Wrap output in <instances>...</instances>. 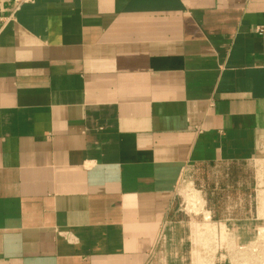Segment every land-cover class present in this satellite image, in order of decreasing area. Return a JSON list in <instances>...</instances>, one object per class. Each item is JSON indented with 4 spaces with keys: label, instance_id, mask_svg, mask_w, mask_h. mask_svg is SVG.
<instances>
[{
    "label": "crops",
    "instance_id": "obj_1",
    "mask_svg": "<svg viewBox=\"0 0 264 264\" xmlns=\"http://www.w3.org/2000/svg\"><path fill=\"white\" fill-rule=\"evenodd\" d=\"M213 165L249 175L209 243L259 240L264 0H0V264H150Z\"/></svg>",
    "mask_w": 264,
    "mask_h": 264
},
{
    "label": "rangeland",
    "instance_id": "obj_2",
    "mask_svg": "<svg viewBox=\"0 0 264 264\" xmlns=\"http://www.w3.org/2000/svg\"><path fill=\"white\" fill-rule=\"evenodd\" d=\"M248 175L247 167L238 168L234 165L229 167L213 165L208 168L194 166L184 171L176 186L173 217L167 224L166 232H163L158 240L150 264H154L153 262L163 264L162 259L165 258L167 261V258H174L172 263L166 262L167 264H200L194 261L196 256L203 259L200 261L201 264H264V255L261 254L264 253V239L253 243L234 241L229 244H217L213 256H210L206 244L195 243L197 237L195 226L203 222V212L214 205L218 208L222 203L239 202L242 196L239 195L238 183ZM229 189H232V193L228 201L226 194L222 197L221 193ZM191 199L193 202L199 200L203 203L198 213L191 210L192 205L189 203ZM221 214L223 213L211 211V220H214V215L217 217ZM232 215L243 216V212L233 210ZM239 221L243 223L241 226L249 224V221L244 219ZM245 226L243 230L247 235L252 228ZM241 247L244 248L243 251L240 250Z\"/></svg>",
    "mask_w": 264,
    "mask_h": 264
},
{
    "label": "bare ground",
    "instance_id": "obj_3",
    "mask_svg": "<svg viewBox=\"0 0 264 264\" xmlns=\"http://www.w3.org/2000/svg\"><path fill=\"white\" fill-rule=\"evenodd\" d=\"M192 199L190 200V205H192L191 210L194 213H198L200 209V206L202 205V202L199 200H196L192 203ZM209 213H203V222L200 223L199 225L196 224L195 229H196V242L197 243H202L207 245V249H209L210 256H213L215 252L214 246H211L209 241L212 240V236H214L215 232V227L209 222ZM223 235V233H222ZM225 239V237L220 236V240ZM198 259V258H197ZM199 260V259H198Z\"/></svg>",
    "mask_w": 264,
    "mask_h": 264
},
{
    "label": "built area",
    "instance_id": "obj_4",
    "mask_svg": "<svg viewBox=\"0 0 264 264\" xmlns=\"http://www.w3.org/2000/svg\"><path fill=\"white\" fill-rule=\"evenodd\" d=\"M32 0H13V2L16 4V5H20V3H23V2H25V3H27V2H31ZM256 32L257 33H261L262 32V29H257L256 30ZM209 220V219H208ZM260 233H261V235L259 236V240H262V239H264V231H259ZM259 234V233H258ZM223 235H226L225 234V230H223ZM225 238H227V237H225ZM218 240H220V236H219V238H218ZM221 241V240H220ZM220 241H218V242H215L214 244L212 243L211 244V246H214V248H216V245L217 244H229V242H227V241H224V242H220ZM258 241V240H257ZM240 250H244V248H240ZM253 254H257V253H253ZM252 254V255H253ZM262 255H264V253H261Z\"/></svg>",
    "mask_w": 264,
    "mask_h": 264
}]
</instances>
